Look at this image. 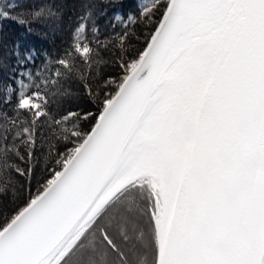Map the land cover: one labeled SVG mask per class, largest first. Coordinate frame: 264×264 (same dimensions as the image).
I'll return each instance as SVG.
<instances>
[{
    "label": "snow or ice",
    "instance_id": "snow-or-ice-1",
    "mask_svg": "<svg viewBox=\"0 0 264 264\" xmlns=\"http://www.w3.org/2000/svg\"><path fill=\"white\" fill-rule=\"evenodd\" d=\"M58 2L0 4V264H264V0Z\"/></svg>",
    "mask_w": 264,
    "mask_h": 264
},
{
    "label": "trees",
    "instance_id": "trees-1",
    "mask_svg": "<svg viewBox=\"0 0 264 264\" xmlns=\"http://www.w3.org/2000/svg\"><path fill=\"white\" fill-rule=\"evenodd\" d=\"M151 0L148 2H143L142 0H124L125 6L121 10L122 15L128 12H136L137 5L139 3L149 4ZM17 3V0H0V4H4L7 6L8 4ZM93 8V15L97 18V23L101 29V36H108L110 33L121 32L123 30V21L116 22L115 29L112 28V24L114 22L113 11L111 9L108 10L106 15H100V13L105 9V5L100 3L99 0H92L90 5ZM57 7L65 10V23L63 25V29L61 32L56 35V46H60L61 40L67 41L69 39V23L72 26L78 22V17L83 15L86 11L83 0H64L63 3H57ZM138 14V13H136ZM132 31L138 32L140 30V26L136 24L134 27L130 26ZM25 30L22 26L17 25L12 21H4L3 22V46L0 47V56H2L5 60V64L10 65L13 64L16 60V57L12 54L14 49L12 48L13 43L16 40L21 41V54L28 51L31 46H35L37 48L40 47H49L47 41H40L38 37L32 35H25ZM91 36V33H89ZM39 62V60L37 61ZM6 71L0 73V79H6ZM3 89L0 88V92Z\"/></svg>",
    "mask_w": 264,
    "mask_h": 264
},
{
    "label": "rangeland",
    "instance_id": "rangeland-1",
    "mask_svg": "<svg viewBox=\"0 0 264 264\" xmlns=\"http://www.w3.org/2000/svg\"><path fill=\"white\" fill-rule=\"evenodd\" d=\"M143 2H148L149 0H142Z\"/></svg>",
    "mask_w": 264,
    "mask_h": 264
}]
</instances>
